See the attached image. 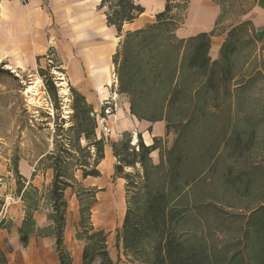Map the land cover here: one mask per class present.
<instances>
[{
	"label": "rangeland",
	"instance_id": "1",
	"mask_svg": "<svg viewBox=\"0 0 264 264\" xmlns=\"http://www.w3.org/2000/svg\"><path fill=\"white\" fill-rule=\"evenodd\" d=\"M51 1L39 0L38 10L46 13L51 20L43 24L39 16L28 9L27 0H0V159L9 160V169H12L13 176L18 175L16 159L20 155L35 157L48 148L51 153L54 150L56 126L61 125L63 130L70 126L69 116L72 111L69 87L73 86L78 90L88 80L77 79L78 77L70 73L73 64L78 68V76L86 69L85 53L80 51L79 47L84 36L75 33L77 28L86 24L105 31L110 42L114 43L107 63L109 79L102 81L99 91L97 85L90 82V87H95L90 89L92 95L105 91L104 98L100 97L96 102L100 104L96 112V137L111 143L118 142L129 134L131 145H134L138 134L135 136L128 131L116 132L117 140L114 141L116 121L113 115L116 112H125L139 122L148 121L133 115L129 97L116 91L117 81L112 56L119 38L113 29L105 28L104 17L91 10L85 19H74L76 16L67 8L71 0H53L56 4ZM213 1L219 6L220 15L216 26L208 34L212 36L215 33H223L225 41L230 30L237 27L230 37L235 41V50L230 57L232 79L227 84L218 83V87L213 90L200 92L202 98L199 94L196 99L199 113L193 126L185 134L182 144L185 161L182 162L181 173L184 178H189L197 172L200 174L196 182L184 190L180 204L194 197L203 203L194 212L195 231L199 236L204 235L211 246L217 247L218 243L214 239L223 237V234L214 232L215 223L212 222L211 214L214 208L211 205L204 206V203H210L229 213H246L264 202V43L253 33L249 22L242 18L244 13L250 10L253 0ZM185 10H173L174 13L181 14L182 23ZM172 52L173 50L168 54L170 58ZM40 69L43 70L42 73ZM50 77L57 87L58 101L46 90L44 79ZM166 79L167 83L170 82L169 77ZM179 79L192 85H180L183 87L180 109L173 111L169 116L172 122L168 125V119L158 120L165 122L166 132L159 138V147L150 154L154 165L159 164L161 157L177 137L181 125L174 122L180 118L184 122L185 117H181V114L192 107L190 88L202 81L199 75L186 71H181ZM154 99L152 97L150 100L148 96L147 101L150 102L142 104L141 107L139 105L138 114H152L150 103H153ZM106 103L110 107L109 114L103 112V105ZM111 134L113 140L110 138ZM238 138L239 141L234 144ZM223 139L226 140L225 144ZM80 143L81 147L87 146L84 139H81ZM88 152L93 156L95 150L89 146ZM72 153L78 159H83L86 155L85 151L72 150ZM47 165L50 166L47 157L38 163L42 170H46ZM140 171L139 164H136L135 168H124V172ZM73 174L76 184L74 188L68 187L67 200L65 198L69 219L72 220L74 216L78 218V228L75 232L72 231V239L81 241L83 250L87 241L85 237L78 236L82 233L80 206L90 201L89 223L94 229L106 232L107 250L114 259L113 262L141 264L135 257L124 252L120 242H117L116 229L121 223L113 204L118 188L113 189L112 194L115 196L105 198L108 209L98 211V200L103 204L104 199H98L97 193H103L105 188L99 190L86 184L82 181V172L79 169L74 170ZM115 177L119 176L114 175ZM40 188L42 194L44 191L43 204L46 206L49 204L48 186L43 184ZM78 193L82 194L81 198ZM207 230L212 231V235ZM150 244L148 243V246Z\"/></svg>",
	"mask_w": 264,
	"mask_h": 264
},
{
	"label": "trees",
	"instance_id": "2",
	"mask_svg": "<svg viewBox=\"0 0 264 264\" xmlns=\"http://www.w3.org/2000/svg\"><path fill=\"white\" fill-rule=\"evenodd\" d=\"M187 5L188 0H165L163 11L154 16L153 22L125 33H122L123 24L134 21L143 8L134 0H101L98 6L99 9L104 8L106 25L114 27L120 37L112 56L116 91L129 97L133 115L150 122L168 119L166 122L169 125L172 122L169 118L171 113L180 109L183 93L180 85H192L179 79L181 71L197 74L202 80L190 88L192 107L181 114L185 117L184 122L181 118L174 122L181 127L158 165L151 162L150 154L159 147V138H153L152 144L146 145L138 134L136 143L131 145V135L127 134L122 140L110 143L116 159L114 175L125 180L126 211L121 226L116 229L117 242H120L124 252L141 264H264V202L246 213H229L204 203V206L214 208L215 212L211 213L214 232L223 234V237L214 239L217 247L211 246L204 235L199 236L195 231L194 212L203 203L194 197L180 204L184 190L193 185L200 174L197 172L184 178L181 173V165L185 161L182 144L199 113L196 99L200 92L213 90L218 83L227 84L232 79L230 57L235 50V41L230 37L237 28L230 30L221 45L218 59L211 62L208 56L210 34L200 33L183 40L173 33L182 23L181 14L173 10L182 12ZM172 50L170 58L168 54ZM166 77L170 78V82L167 83ZM44 84L47 92L58 101L52 77L44 79ZM69 90L70 126L66 130L61 125L56 126L54 150L46 156L53 169L47 200L52 210L49 216L54 223L60 264H71L70 255L63 246L67 209L64 191L76 184L74 170H81L83 178L99 175L97 166L103 157L105 144L103 138L96 137V113L92 106L75 87L70 86ZM148 96L150 100L155 98L150 103L152 114L141 116L137 112L138 107L150 102L147 101ZM81 139L87 142L86 147H81ZM238 141L239 138L234 144ZM222 142L225 144L226 140ZM89 146L95 150L93 156L88 152ZM72 150L85 151L86 155L83 159L75 158ZM136 164H139L140 172H124L125 167L135 168ZM160 166L162 168L159 169ZM29 186L25 217L19 228L22 244L27 242L33 224L32 213L38 209L40 199L37 188ZM81 195L78 193L80 198ZM89 205L90 201L80 206L82 233L78 236L85 237L87 241L82 250V264H115L107 250L106 232L94 229L89 223ZM208 230L212 235V231ZM148 243L151 244L148 246Z\"/></svg>",
	"mask_w": 264,
	"mask_h": 264
},
{
	"label": "crops",
	"instance_id": "3",
	"mask_svg": "<svg viewBox=\"0 0 264 264\" xmlns=\"http://www.w3.org/2000/svg\"><path fill=\"white\" fill-rule=\"evenodd\" d=\"M6 1L17 2V0ZM100 1L71 0L67 8L76 16L74 19H85L91 10H95L104 17L105 21L104 8H98ZM134 1L143 8V12L134 21L124 23L122 33L140 29L146 24L153 22L154 16L163 11L165 7V0ZM51 2L54 1L52 0ZM38 4L39 0H27L26 2L28 9L35 12L43 24H47L51 20L46 13H42L40 9L38 10ZM54 4L56 3L54 2ZM219 15V6L213 0H188L183 19L184 22L174 30V35L184 40L200 33L208 34L216 26L215 23ZM242 18L249 22L253 33L264 43V0H253L250 10L244 13ZM105 28L113 29L116 32L114 27L106 25V21ZM77 29L75 33L84 36L79 47L80 51L83 50L82 52L85 53L86 69L81 73V76H78V68L76 64H73L70 68V73L78 77L77 79H88L87 83H83L78 91L85 96L87 102L91 104L93 111L96 113L100 107V104L96 102L100 100V97L104 98L105 91L92 95L90 89L95 87L90 86H92L91 83L96 84L99 91L102 81L109 79L107 63L110 59L114 43L110 42L109 36L106 35L105 31L98 29L96 26L86 24L82 28L79 27ZM116 36L118 37L117 33ZM223 36V33H215L210 36L208 50L210 61L218 59L219 51L224 41ZM113 117L116 121L115 133L113 131L114 141L117 140L116 132L122 133L128 131L132 132L135 136L140 134L143 142L146 145H150L153 142V138H161L166 132L164 121L148 122L141 120L139 122L125 112L122 114L116 112ZM110 138L113 140L112 134ZM47 154H49V148L44 153L35 157L20 155L16 159L17 176H13L12 169H9V160L0 159V264H60L56 251L54 223L49 216L52 210L50 204L46 206L43 204L44 191L42 194V187L40 188L43 184L49 187L53 179V169L51 166L47 165L46 170L38 167L39 161L46 157ZM114 164L115 157L112 147L107 141L103 147V157L97 166L99 175L96 177L87 176L82 178V181L90 186L97 187L99 190L105 188L103 193H97L98 199H104L103 204L98 200V205L96 206L98 211L108 209L105 198L107 199L110 195H114L112 194L113 189L118 188L117 198L114 199L115 203L113 206L117 210L118 220L122 224L126 211L125 180L122 177L114 178ZM29 185L38 188L37 196L40 199L38 209L32 213L33 224L31 232L28 235L26 244H22L19 228L25 217L26 193L28 192ZM18 187L20 190H18ZM67 191L68 188L64 191V198L66 200ZM77 228L78 218L74 216L71 220L69 219V213H66L63 246L70 255L71 264H82L81 241L72 239V231L75 232ZM110 257L114 260L111 254Z\"/></svg>",
	"mask_w": 264,
	"mask_h": 264
},
{
	"label": "built area",
	"instance_id": "4",
	"mask_svg": "<svg viewBox=\"0 0 264 264\" xmlns=\"http://www.w3.org/2000/svg\"><path fill=\"white\" fill-rule=\"evenodd\" d=\"M109 105L106 103V104H104L103 105V112L105 113V114H109L110 112H109ZM102 121L104 120L103 118L101 119Z\"/></svg>",
	"mask_w": 264,
	"mask_h": 264
}]
</instances>
